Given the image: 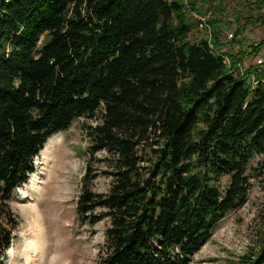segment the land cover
Returning a JSON list of instances; mask_svg holds the SVG:
<instances>
[{"label":"trees","instance_id":"1","mask_svg":"<svg viewBox=\"0 0 264 264\" xmlns=\"http://www.w3.org/2000/svg\"><path fill=\"white\" fill-rule=\"evenodd\" d=\"M241 1L264 25V0ZM229 2L0 0V264L19 225L8 200L34 159L100 111L77 204L91 224L110 219L99 264H189L245 202L256 154L264 172V62L238 64L264 37L237 50L246 22L225 49ZM261 236L244 264H264Z\"/></svg>","mask_w":264,"mask_h":264},{"label":"rangeland","instance_id":"2","mask_svg":"<svg viewBox=\"0 0 264 264\" xmlns=\"http://www.w3.org/2000/svg\"><path fill=\"white\" fill-rule=\"evenodd\" d=\"M239 10L242 15L237 18ZM229 12L234 24L224 34L225 41H230L229 34L246 22L243 43L235 48L249 50L263 39L264 25L250 17L251 11L244 8L241 0H230ZM202 33L203 30L196 31L193 37ZM227 44L225 49L232 46V41ZM259 58L264 61V48L245 60L246 67L257 63ZM101 117L100 111L94 117L75 119L67 130L53 134L34 159L35 171L8 200L19 225L13 233L11 247L2 258L3 264H99L110 219L91 224L78 217L77 204L90 157L89 129ZM104 155L101 152L98 158ZM261 159L262 155L256 154L247 171L251 186L245 202L214 227L189 264H244V256L259 249L264 230ZM110 182V178L100 175L94 179L93 188L106 192ZM226 184L223 178V188Z\"/></svg>","mask_w":264,"mask_h":264},{"label":"built area","instance_id":"3","mask_svg":"<svg viewBox=\"0 0 264 264\" xmlns=\"http://www.w3.org/2000/svg\"><path fill=\"white\" fill-rule=\"evenodd\" d=\"M198 16V15H197ZM199 18H201L203 21H205V18L204 17H200V16H198ZM208 29H209V27H208ZM229 40H232L233 38H234V34L233 33H231V34H229ZM255 45H257V44H255ZM253 46V45H252ZM252 46H251V48L249 49V51H251L252 50ZM237 50L238 49H240V48H236ZM224 62L225 63H230V60H229V57L228 56H224ZM264 61H263V59L262 58H259L258 59V62L257 63H255V64H257V65H259V64H262ZM238 69L239 70H241V71H244L245 69H246V61H244V62H239V64H238ZM254 86H256V82H254ZM256 87H254V89H255Z\"/></svg>","mask_w":264,"mask_h":264},{"label":"bare ground","instance_id":"4","mask_svg":"<svg viewBox=\"0 0 264 264\" xmlns=\"http://www.w3.org/2000/svg\"><path fill=\"white\" fill-rule=\"evenodd\" d=\"M34 214V213H33ZM34 217V216H33ZM35 218V217H34ZM37 261V260H36Z\"/></svg>","mask_w":264,"mask_h":264}]
</instances>
